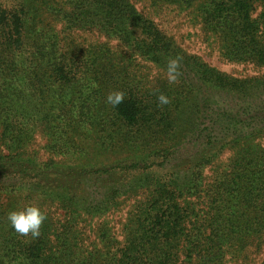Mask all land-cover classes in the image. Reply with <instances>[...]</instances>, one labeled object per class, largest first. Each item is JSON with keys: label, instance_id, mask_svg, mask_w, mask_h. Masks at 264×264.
<instances>
[{"label": "trees", "instance_id": "trees-1", "mask_svg": "<svg viewBox=\"0 0 264 264\" xmlns=\"http://www.w3.org/2000/svg\"><path fill=\"white\" fill-rule=\"evenodd\" d=\"M255 90L264 0H0V264H264V124L215 135L212 98Z\"/></svg>", "mask_w": 264, "mask_h": 264}, {"label": "rangeland", "instance_id": "rangeland-1", "mask_svg": "<svg viewBox=\"0 0 264 264\" xmlns=\"http://www.w3.org/2000/svg\"><path fill=\"white\" fill-rule=\"evenodd\" d=\"M172 24L173 22L170 23V25ZM191 47L199 52L198 43ZM206 58L213 66L235 77H254L260 74V70L254 64L224 62L216 53L211 56L206 55ZM212 98L214 99L213 107L216 115L218 113L220 118H224L220 126L218 127L217 124L215 127V135L232 132L234 127H245L247 130H252L255 126L260 127L264 124V90H255L248 97H238L236 95L219 93L212 95ZM223 113H227L226 117L222 116ZM231 114L237 117L235 121L228 119ZM198 146L199 145L193 142L183 146L177 153V158L188 160L197 151Z\"/></svg>", "mask_w": 264, "mask_h": 264}, {"label": "clouds", "instance_id": "clouds-1", "mask_svg": "<svg viewBox=\"0 0 264 264\" xmlns=\"http://www.w3.org/2000/svg\"><path fill=\"white\" fill-rule=\"evenodd\" d=\"M181 60L182 58L177 56L170 57L167 61L166 78L170 84L178 81ZM123 100L124 93L121 91H112L106 97V103L113 107L121 104ZM158 101L161 105L170 103L169 98L164 94L158 96ZM6 219L16 233L23 236L31 234L33 238H36L40 236V229L46 220V215L37 204L29 203L9 211Z\"/></svg>", "mask_w": 264, "mask_h": 264}]
</instances>
